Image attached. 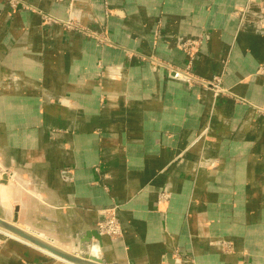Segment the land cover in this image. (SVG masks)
Here are the masks:
<instances>
[{
  "label": "crops",
  "instance_id": "0c3cea01",
  "mask_svg": "<svg viewBox=\"0 0 264 264\" xmlns=\"http://www.w3.org/2000/svg\"><path fill=\"white\" fill-rule=\"evenodd\" d=\"M26 2L0 0L2 217L106 264H264V0ZM187 38L230 96L175 77ZM0 264L71 263L8 237Z\"/></svg>",
  "mask_w": 264,
  "mask_h": 264
},
{
  "label": "rangeland",
  "instance_id": "374dc122",
  "mask_svg": "<svg viewBox=\"0 0 264 264\" xmlns=\"http://www.w3.org/2000/svg\"><path fill=\"white\" fill-rule=\"evenodd\" d=\"M25 1H27V0H25ZM55 1H57V0H55ZM64 1H66V2H68V4H69V6L70 7H72L73 6V4H74V0H72V1H68V0H64ZM57 2H63V1H57ZM9 3V2H8ZM9 6L11 7V5H10V3H9ZM27 7H30V5L26 2V4H25V8H27ZM20 8V7H19ZM31 8V7H30ZM11 9H13V10H16V9H18V8H12L11 7ZM47 20H49V21H56V19H54V18H52L51 16H48L47 17ZM70 23L72 24L71 26H69L70 25ZM65 26L67 27V28H78V26L79 25H77V22L73 19H69V20H67L66 22H65ZM188 40H191V41H195L196 43H194L193 45H190V46H188L186 49H184L183 47H182V44H183V42H186V41H188ZM183 42L181 43V47L186 51V53L190 56V61L188 62V64H187V66L185 67V68H183L182 70H184V71H187L191 76H193V77H195V78H193L191 81H188V80H184V79H180V80H183V81H185L188 85H190V86H193V85H201V86H204V87H208V88H212V90H214V92H215V94L216 95H225V96H230V91L228 90V89H226V88H224L222 85H221V78L220 77H215V78H213V79H207V78H202V77H200V76H198V75H196L195 73H193V71H192V65H193V60H194V58H195V55H196V53L199 51V49H200V47L202 46V44H203V40L202 39H198V40H195V39H189V38H187V39H185V40H183ZM178 69H180V68H178ZM177 78V77H176ZM179 79V78H178ZM205 82H207V83H205ZM3 178V176L1 177V179ZM0 179V180H1ZM1 192V191H0ZM4 203V202H3ZM3 203H2V200L0 199V217H2L4 214H9L10 215V211L8 210L7 212L6 211H4L2 208V206H3ZM5 206H7V207H9V204H6ZM8 209V208H7ZM14 214L16 213V208L14 209V212H13ZM7 218H10L9 216L7 217ZM13 218V217H12ZM10 221H12L11 219H10ZM19 223V222H18ZM18 225V224H17ZM3 233H2V232ZM4 231H3V229L2 228H0V244L2 243V241L4 240V238H8V237H10V236H5L4 237ZM9 234V233H8ZM1 237H3L2 239H1Z\"/></svg>",
  "mask_w": 264,
  "mask_h": 264
},
{
  "label": "water",
  "instance_id": "95a60500",
  "mask_svg": "<svg viewBox=\"0 0 264 264\" xmlns=\"http://www.w3.org/2000/svg\"><path fill=\"white\" fill-rule=\"evenodd\" d=\"M7 178H8L7 176H3V178L0 180V183H3V184L6 183ZM11 220L12 221L6 220L5 218L0 217V228L8 232H11L25 240H28L32 244L49 251L55 256L66 259L75 264H106L104 260L98 257L76 255V254L67 252L39 238L38 236L33 234L32 231L19 227L17 225L19 222L18 208H16V213L14 214V217Z\"/></svg>",
  "mask_w": 264,
  "mask_h": 264
},
{
  "label": "built area",
  "instance_id": "2783aa9c",
  "mask_svg": "<svg viewBox=\"0 0 264 264\" xmlns=\"http://www.w3.org/2000/svg\"><path fill=\"white\" fill-rule=\"evenodd\" d=\"M57 1H64V0H57ZM72 1V0H68ZM12 8H19L25 7L26 1L25 0H8ZM72 24L70 23L69 26ZM196 43L195 41L188 40L183 42L182 47L186 49L188 46L193 45ZM175 77L179 79H184L191 81L193 76H191L187 71L178 68H172ZM178 71L180 73H178ZM207 83V82H205ZM165 194L163 193L160 198L163 199ZM118 210H120V205H114L110 209L106 210L104 217L98 222V232L102 236H109L111 238H117L122 236L123 228L119 220Z\"/></svg>",
  "mask_w": 264,
  "mask_h": 264
},
{
  "label": "bare ground",
  "instance_id": "6f19581e",
  "mask_svg": "<svg viewBox=\"0 0 264 264\" xmlns=\"http://www.w3.org/2000/svg\"><path fill=\"white\" fill-rule=\"evenodd\" d=\"M178 73H180L179 71H178ZM12 217H14V215H12L10 218H7V219H12ZM19 217V216H18ZM6 219V220H7ZM3 231H4V233L6 234V236H10V237H14V238H17V239H21V240H24V241H26V242H28V243H31V242H29L28 240H25V239H23V238H21V237H19V236H17V235H15V234H13V233H11V232H8V231H6V230H4L3 229ZM2 232V231H1ZM3 233V232H2ZM9 233V234H8ZM33 234H34V232H32ZM40 238V237H39ZM42 239V238H41ZM48 242V241H47ZM50 243V242H49ZM32 244V243H31ZM50 244H52V243H50ZM34 245V244H33ZM53 245V244H52ZM36 246V245H35ZM97 246H95V248H96ZM40 248V247H39ZM98 248V247H97ZM88 249V248H87ZM43 250H45V249H43ZM89 250V252H90V256H94V257H98V258H100V256H98V254L96 255L95 253H93L92 254V252H91V250L90 249H88ZM47 251V250H46ZM47 252H49V251H47ZM50 253V252H49ZM52 254V253H51ZM58 257V256H57ZM58 258H60V257H58ZM60 259H62V260H64V261H67V262H69V263H71V264H75V263H73V262H70V261H68V260H66V259H63V258H60ZM101 259V258H100Z\"/></svg>",
  "mask_w": 264,
  "mask_h": 264
}]
</instances>
